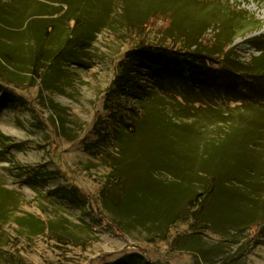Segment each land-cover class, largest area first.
<instances>
[{"label": "rangeland", "instance_id": "obj_1", "mask_svg": "<svg viewBox=\"0 0 264 264\" xmlns=\"http://www.w3.org/2000/svg\"><path fill=\"white\" fill-rule=\"evenodd\" d=\"M62 1L64 9L74 6V0ZM23 2L31 0H0V20L7 23L0 21V87L14 94H0V264H132L136 258L149 264H264V222L251 226L264 220V76L222 80L219 89L200 95L186 86L189 78L163 77L159 88L147 68L136 72L125 61L140 47L182 53L181 45L202 38L210 53L230 41V61L248 71L260 55L248 40L264 35V0H97L88 11L92 38L45 85L29 74H10H24L44 24V17L32 16L14 26L26 17ZM58 5L51 3L53 10ZM236 9L262 25L251 29ZM74 26L64 22L54 41L63 43ZM243 27L248 34H234ZM217 35L226 39L217 42ZM206 67L211 73L224 66ZM120 76L133 81L124 92L115 91ZM177 136L193 145L197 159L223 151L230 168L244 163L240 170L255 184L226 183L234 200L230 216L211 218L202 211L185 221L191 210L185 203L175 223H163L146 213L140 191L125 200L130 187L116 161L120 147L146 154L151 145L168 144V137L179 142ZM191 170L199 180L191 188L201 191L205 173L198 165ZM148 174L150 186L174 181L157 169ZM186 189L175 187V196L186 199Z\"/></svg>", "mask_w": 264, "mask_h": 264}, {"label": "trees", "instance_id": "obj_2", "mask_svg": "<svg viewBox=\"0 0 264 264\" xmlns=\"http://www.w3.org/2000/svg\"><path fill=\"white\" fill-rule=\"evenodd\" d=\"M96 1L97 0H74V6L71 7V5H69V9L68 7L64 9L62 5H58L63 4L62 0H49V3H42L39 0H31L29 4L23 2L20 8H22V15L26 17L18 22L16 20L14 26L22 27L24 23H26L25 21L32 16L44 17V24L36 34L24 74L10 73L11 76L18 79L29 74L31 76L29 77L30 79H40L41 83L45 85L46 82L50 80V77L59 71L60 64L62 62H70L69 60L73 57L75 49L84 41L92 38L95 27L88 21V11L93 8V2L95 4ZM51 3L57 4L58 8L53 10L54 8L51 6ZM236 13L240 17V22L251 25V29H257L262 25V21L247 14L243 10L236 9ZM0 21L3 24H7L5 23V19ZM64 22H67V25H69V23H74L75 26L67 33V36L63 39V43L54 41L55 38L53 34H55L57 30L63 29ZM80 22L84 24L89 22L90 26L87 28H78ZM169 22L168 19L167 24H169ZM146 23H148V21ZM235 30L234 34L243 31H245V34H248L249 31L248 28L244 27L241 30ZM215 38L217 42L226 39L222 35H217ZM248 43L253 44L255 48L260 50V55L253 59L252 68L248 71L246 70V66L243 67L238 65V63L235 65L234 62L230 61L234 52L233 47L229 45L230 41L222 50L210 53L205 47L202 38L189 41L187 46L181 45L182 53L176 51L168 52L162 47L152 46L140 47L139 50H130V52L125 55V61L128 62L126 67H133L136 69V72L139 69L145 70L147 68L149 75L154 78V82L158 84L157 86L159 88L161 87L160 78H169L174 75L189 78L188 82L185 81L186 86L189 85L191 88H196L197 92L202 95L210 88L219 89V82L222 80L233 83L234 80H238L244 75L249 76L250 79H252V76H264V35L251 38L248 40ZM219 55L220 58H217ZM207 63L211 65L222 64L224 67L216 70L212 69L213 71L208 73V67H206ZM177 69L182 70L181 75L176 73L175 70ZM132 82V78L120 76L114 86L115 91L124 92L125 88H131L133 85ZM0 94L3 96L14 95L6 88L3 89L1 87ZM157 122L158 119H153L152 126L156 125ZM155 128L157 131L158 128ZM140 130L142 131L143 129ZM165 137L167 136L161 137L160 139L165 140ZM178 139L179 136H177V140ZM178 141L179 142L174 143V141L168 137V144L151 145L152 147L154 146L155 150L151 148L146 154H142L141 150L136 146L120 147L119 156L116 161L118 164H122L123 168H121V170L124 175V182L130 187L128 196L125 197V200H129V196L131 198L135 197L134 190L140 191L144 194L142 203L146 205V213L150 214L151 211L152 216L163 223H175L176 217H178L177 215L184 210L182 206L185 203L191 206V210L183 217L185 221L192 219L197 220L202 211H206L205 214H208L211 218H213V216H230L234 200L232 198V193L227 191L228 187L226 183L240 181V183H244L243 185H249L251 187L255 184L249 180L248 173L246 174L243 170H240V167L244 163L241 160H237L236 164L230 168V166H228L230 163L223 160V151L220 152L221 156H218V158H216V155L219 151L211 160L208 159L210 155L200 160L193 154V145L184 143L182 139ZM158 146L161 147L159 151H157ZM140 155L144 156L145 159L140 161ZM125 159H128V162H125ZM179 165L183 166L186 171L181 169ZM194 165H198L200 171L205 173L204 176L199 177L201 180V191H196L191 188V181L198 180L196 170H191ZM148 169H157L159 172L163 171L165 174L171 175L174 181L165 187L163 185L150 186L148 182L152 179V176L148 174ZM245 175L247 179H243ZM140 181H142L144 185ZM180 184H185L186 190H188L186 199L185 197H177L178 194L175 196V187ZM158 188H162V194L157 197L156 194L159 192ZM125 190H127L126 186ZM101 193L103 194L104 191ZM149 196L154 199L156 203L148 205L147 197ZM109 202L113 203V197L109 198ZM220 206H223L224 210L218 214L216 208ZM263 222L264 220L261 223L257 222L251 226L259 227ZM193 226L192 224V227ZM133 260L132 264H149L142 258ZM108 264L130 263H128L127 260H116L112 263L108 262Z\"/></svg>", "mask_w": 264, "mask_h": 264}]
</instances>
